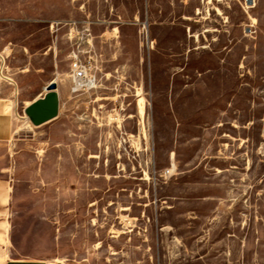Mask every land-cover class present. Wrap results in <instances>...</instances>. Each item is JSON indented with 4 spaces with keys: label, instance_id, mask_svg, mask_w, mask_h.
<instances>
[{
    "label": "rangeland",
    "instance_id": "obj_1",
    "mask_svg": "<svg viewBox=\"0 0 264 264\" xmlns=\"http://www.w3.org/2000/svg\"><path fill=\"white\" fill-rule=\"evenodd\" d=\"M7 46L20 242L66 264H264V0H0ZM75 57L96 77L77 93ZM53 81L60 114L35 127Z\"/></svg>",
    "mask_w": 264,
    "mask_h": 264
},
{
    "label": "crops",
    "instance_id": "obj_2",
    "mask_svg": "<svg viewBox=\"0 0 264 264\" xmlns=\"http://www.w3.org/2000/svg\"><path fill=\"white\" fill-rule=\"evenodd\" d=\"M10 50L11 47H5L2 52ZM2 51V52H1ZM17 90L13 84L0 81V264H47L52 261L50 251L34 239L30 242L23 239L20 242L19 236L15 231L14 210V185L9 171V159L6 145L13 139L17 126ZM40 94L27 103L26 108L37 98L45 95ZM60 95V94H59ZM61 109V98H60ZM32 245L28 251H20V244Z\"/></svg>",
    "mask_w": 264,
    "mask_h": 264
},
{
    "label": "water",
    "instance_id": "obj_3",
    "mask_svg": "<svg viewBox=\"0 0 264 264\" xmlns=\"http://www.w3.org/2000/svg\"><path fill=\"white\" fill-rule=\"evenodd\" d=\"M45 92V95L35 99L24 111L35 127L52 122L60 114V95L57 83L51 82L45 88Z\"/></svg>",
    "mask_w": 264,
    "mask_h": 264
},
{
    "label": "built area",
    "instance_id": "obj_4",
    "mask_svg": "<svg viewBox=\"0 0 264 264\" xmlns=\"http://www.w3.org/2000/svg\"><path fill=\"white\" fill-rule=\"evenodd\" d=\"M1 63V62H0ZM3 65L0 67V75L3 74ZM72 79H73V92L77 93L81 90L91 89L96 83L95 75H92L86 66L78 57H75L71 64ZM3 77V76H2ZM5 78V77H4ZM9 82L11 80L5 78ZM47 264H66L65 261L52 260Z\"/></svg>",
    "mask_w": 264,
    "mask_h": 264
},
{
    "label": "bare ground",
    "instance_id": "obj_5",
    "mask_svg": "<svg viewBox=\"0 0 264 264\" xmlns=\"http://www.w3.org/2000/svg\"><path fill=\"white\" fill-rule=\"evenodd\" d=\"M142 102V101H141ZM139 105H141V104H139ZM143 108V107H142ZM143 110V109H142ZM57 261V260H56Z\"/></svg>",
    "mask_w": 264,
    "mask_h": 264
}]
</instances>
